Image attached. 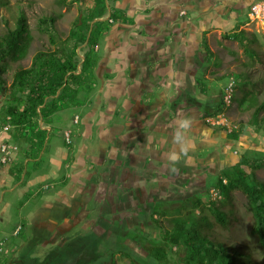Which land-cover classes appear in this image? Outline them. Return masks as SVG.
Wrapping results in <instances>:
<instances>
[{
	"label": "rangeland",
	"instance_id": "374dc122",
	"mask_svg": "<svg viewBox=\"0 0 264 264\" xmlns=\"http://www.w3.org/2000/svg\"><path fill=\"white\" fill-rule=\"evenodd\" d=\"M263 1L218 2L216 9L219 23L197 24L194 20L192 28L196 33L192 34L193 37L189 36V42L184 40L190 46H183L184 50L187 48L192 53L189 57V53L186 54L183 60L171 57V51L176 49L175 44L170 45L167 52L163 49L171 41L170 33L163 25L162 31L154 32V35L165 37L166 40L159 48L152 45L153 51L149 50V53L152 57L164 60L166 69H169L164 71V77L134 85L126 84L121 75L117 74L116 82L113 85L107 83L103 88V82L97 78L88 96L82 93L75 100L64 101L57 106L51 113L55 120L53 125L63 127V130L57 131L52 127L54 132L50 133L43 152L49 157L69 150L67 160L57 162L56 170L60 179L66 178V186L57 189L44 183L54 179H43L52 165L48 158L47 161L37 164L30 162L26 166L28 176L31 172L42 175L43 180H39L41 186L45 184L42 188L34 186L26 195L9 189L0 194L2 205L7 201L12 202V214L10 211L8 218L0 205V264H19L20 258L26 254L36 264L48 263L45 257L63 249L66 243L67 249L58 253L57 258L65 259L71 253L86 259L94 258L96 264H110L114 260L115 264H132V259L147 264L150 262L148 253L151 248L165 245V240L160 236L161 229L154 223V219L170 228L175 218L194 221L207 219L211 221L208 226L213 228L211 231L218 239L249 250L255 259L261 260L263 249L251 232L253 219L247 208L246 196L241 190L235 189L229 199H225L215 184L225 176L224 168L238 163L243 155H264V131L249 123L252 112L239 101L242 91L238 87L244 86L241 85L242 79H247V89L259 91L261 97H264V16L251 14V6ZM69 2L62 5L57 0H0V34L15 26L18 11L24 9L32 36L26 57L17 62L10 59L8 71L3 75L6 86L11 83L18 67L30 66L38 50L55 48L48 35L38 28L42 16L55 15V29L64 37L81 16V10L93 5V0ZM125 2L120 0L114 3L124 6ZM225 3L230 4L224 7ZM111 7L110 3L108 13ZM186 7L191 17L192 10ZM181 18L186 19L185 16ZM115 23L113 21L112 26H108L112 28ZM142 25L148 29L146 24ZM183 25L186 29L190 27L187 26V20ZM141 26L138 25L140 29ZM111 28L95 46L100 54L103 53ZM237 28L244 29L245 35L252 40L248 43L249 48L245 47L244 42L222 36L223 32ZM120 31L115 29L114 32L120 34ZM203 32L206 33V45L211 53L206 52L201 41ZM181 39L179 35L178 40ZM119 44L120 40L117 46L113 45L117 54L110 55V63L115 60L117 67H120L119 63L124 65L128 60V56L116 51L119 50ZM197 45H200L199 50L196 49L194 53L193 47ZM78 51L83 57V50ZM230 81L237 86L232 92L231 103L221 112L208 115L207 112L213 109L207 103L213 99L219 100ZM194 83H204L208 88L205 94L198 93V103L193 101ZM184 90L186 93L181 92ZM7 93L1 88L0 99ZM99 93L100 103L97 100ZM154 95L159 101L164 98V103L152 105L151 109L147 100L153 101ZM173 95L183 98V110H177L176 106L171 110L173 102L170 96ZM134 97L138 101L142 100V115L140 110L135 112L133 108ZM77 100L79 105L74 104ZM113 107V110H118L117 113L110 112ZM93 108L96 109L94 113ZM219 115L225 125L212 123L214 118L219 120ZM46 120L43 118L45 123ZM185 121L186 126H182ZM195 121L199 122V128H193ZM243 123L245 131L238 139L230 138L222 129L226 128L229 132ZM205 127L207 130L201 132V136L198 135L197 132ZM83 128L87 129L86 135H83ZM190 129L193 134L187 136V130ZM210 129L215 131L217 140L206 133ZM194 145L198 148L196 157L182 160L179 153L187 156L188 153L182 152L185 146L193 148ZM71 148H75L74 153L80 157L79 161L73 160ZM173 156L176 159H172ZM67 161L68 165L65 163ZM243 166L248 172L251 171L248 166ZM254 173L257 178L264 180V168L256 169ZM44 190L56 197L47 199L42 193ZM195 196L201 197L202 204L194 206L192 201H188ZM210 202H215L225 210L229 221L227 225L215 220L209 209ZM35 234L45 239L39 240L36 237L31 241ZM166 249L168 259L160 264H174L184 254L176 246H166ZM151 264L159 263L155 260Z\"/></svg>",
	"mask_w": 264,
	"mask_h": 264
},
{
	"label": "trees",
	"instance_id": "16d2710c",
	"mask_svg": "<svg viewBox=\"0 0 264 264\" xmlns=\"http://www.w3.org/2000/svg\"><path fill=\"white\" fill-rule=\"evenodd\" d=\"M57 1L62 5L70 3V0ZM115 1L117 0H93V5L86 6L81 10V16L64 37L59 35L55 29V15L42 16L38 21V28L42 33L48 35L50 43L55 48L47 47L45 50H38L33 55L30 66L17 68L8 86H6L3 75L8 71L10 59L17 62L26 57L32 42L25 10L18 11L14 27H9L0 34V89L8 91L12 99V105L8 112L14 115V123L23 127L26 130L25 133L35 136L30 141L37 138L32 142L38 144L40 148L45 145L47 131L38 127L36 118L40 115L47 119L49 114L64 101L75 100L82 93L84 96L90 94L91 86L98 78L96 67L102 57L100 52L95 50V46L111 28L108 25H111L113 21L131 22L124 9L113 5ZM110 3L113 8L111 7L108 13L107 9H110ZM245 33L244 29L237 28L233 31L223 32L222 36L244 42L246 43L245 47L249 48L248 43L252 40ZM201 41L205 45L206 52L211 53L206 45L205 34ZM79 49L83 50V57L79 55ZM198 85L200 89H198ZM198 85L193 87V94L196 95L195 91L198 93L199 90L202 95L205 94L208 90L207 86L204 83H198ZM241 85L244 86L238 85L242 91L239 101L251 109L252 117L249 123L264 131V97H261L259 91L247 89V79H242ZM224 93L225 91H222L219 100L213 99L207 103L208 107L213 109L207 112L208 115H214L223 110L225 107ZM173 97L175 96L173 95ZM194 98L193 101L198 103L196 97ZM132 103L134 109L139 105L138 102ZM22 105L24 106L21 109ZM173 107L174 103L171 108ZM116 112L118 110H115ZM222 129L227 132L230 138L238 139L245 131V124L243 123L229 132L226 128ZM243 165L248 166L251 171L248 172L243 168ZM259 168H264V155L262 157L243 155L238 163L224 168L225 176L220 178L215 185L225 199H229L231 192L235 189L241 190L246 196L247 208L253 219L251 232L256 236L263 249L261 260L255 259L249 250L218 239L211 231L213 228L208 226L211 225V221L207 219L194 221L175 218L170 228L162 226L161 222L154 219V223L161 229L160 236L165 240V245H156L151 248L148 253L150 262L147 264H151V261L153 263L155 260L159 264L165 263L169 255L166 246L170 248L176 246L184 251L181 258L176 259L174 264H264V180L257 178L254 173ZM188 201H192L194 206L202 204L199 196H195L193 199L189 198ZM186 202L187 200L184 203ZM209 209L218 223L222 225L229 223L225 210L215 202H210ZM65 245L63 249H67V243ZM63 249L51 252L46 259L48 264H96L94 258L86 259L79 254L72 255L70 253V255H66L65 259L57 258L58 253ZM110 264H115V260ZM132 264L141 263L132 259Z\"/></svg>",
	"mask_w": 264,
	"mask_h": 264
},
{
	"label": "crops",
	"instance_id": "0c3cea01",
	"mask_svg": "<svg viewBox=\"0 0 264 264\" xmlns=\"http://www.w3.org/2000/svg\"><path fill=\"white\" fill-rule=\"evenodd\" d=\"M119 1L120 0H117L116 2ZM221 1L222 0H126L124 6L122 5L120 6L117 3H114L113 5L115 7L124 9L126 12V16L129 15L130 17H132V19H130L131 24H127L126 22H120V21L116 22L111 28V32L109 33V35L106 37L105 47L103 53L101 54L102 57L98 62L96 68V74L98 76V79H100L103 82L102 88L107 83L113 85L117 80V74L121 75L122 80H124L126 84L134 83V85H137L138 83H142L156 77L159 78L164 77L163 75L164 71L169 69H166L167 67L163 59L160 60L156 56L152 57L153 55L149 53V50L153 51V49H151L152 45H155V48H159V45H161L166 39L165 37H161L160 35L159 36H157L156 34L154 35V32L162 31L161 27L164 25L165 28H167L170 33L169 38L171 39V41L169 40V42L165 44L163 49L167 52V50H169V46L175 44L176 49H173L171 51V55H172L171 57H177V60H183L185 59L186 54L189 53L188 54L189 57L191 56L190 54L192 53V51L187 48L184 50L183 46L189 47L190 46L188 43L189 36L193 37L192 34L196 33L192 28V24H195L194 20H196L197 24H202L203 22H206V24H208L209 22L219 23V19H217L219 13L217 12L218 10L216 9V6L218 5V2ZM229 4L225 3L223 6L226 7ZM186 6H188L192 10L191 17H189L190 15H188L186 11L187 10ZM183 11H185L184 14H182ZM183 16H185L186 19L181 18ZM185 20H187L188 22L187 26H190L187 29L185 28L186 26L184 27L183 25ZM141 23L146 24L148 29L144 28L143 25L141 26ZM138 25L141 26V29L138 27ZM115 29H121L120 34L114 32ZM204 34L206 35L205 32H203V35ZM150 35H152L153 37H151ZM179 35L182 36V39L180 41L178 40ZM149 37H151L150 41L148 40ZM119 40H120V44L118 45L119 50L116 51H120V53L124 54L125 57L128 56V60L124 65L122 63H119L121 65L120 67H117L116 63L114 62L115 60L113 61V63H110V55L115 56L117 54V52H115V50L113 49V45L117 46ZM184 40H187L188 42H184ZM167 41H168V37H167ZM130 42H131V46H130ZM197 46L198 47H193L194 53L196 49L199 50L200 45ZM120 49H122L123 52H121ZM189 65L191 66V63ZM146 69L148 70L147 74H146ZM157 73L159 74L155 75ZM183 75L185 74L183 73ZM185 76H183V79H185ZM153 86L160 87L157 86L156 84H154ZM196 86L197 85L195 83L193 87L195 88ZM160 89L162 88L160 87ZM181 92L186 93L185 90ZM198 93L197 91H195L196 94L195 97L197 98L200 97ZM178 95H174L175 97L170 96V98L171 101L174 103V106L177 107V110L180 109L183 110L182 107L183 98L182 99L179 98ZM158 97L160 98V95H158ZM99 98H100V93H99V97L97 98L98 102L100 103ZM155 98L156 95L153 96V101L151 99L147 100V102L150 104L149 106L151 109H152V105H156L157 103H161V104L164 103V98L161 101ZM87 100H89V97L87 98ZM132 102H136V103L139 102V105L135 107V112L136 111L139 112L140 110L139 113L142 115L143 114L142 112L143 108L141 104L142 100L138 101V98L134 97L132 99ZM74 104L79 105V101L77 100ZM11 105H12V99L10 98L8 92L4 96V98L1 97L0 99V145L2 142L13 143L18 146V150L14 158L9 163L0 162V194L4 193L6 189H9L11 191L18 190L17 192L26 195V193H28L31 190V188H33L34 186L42 188V186H44L45 184L46 185L48 184L50 188H57V189L63 188V186H66L65 185L66 178H62V179L59 178V174L56 172L58 168L57 162L67 160L66 158L67 155L69 154V150L67 149V153L63 152L58 156L48 157L46 154L44 155L43 149L44 147L46 148V146L43 145V147L40 148L38 144L32 142L33 140L34 141L37 140V138L36 139L33 138V140L30 141L31 138L35 136H32L31 133H25L26 130L23 127L21 128L18 124L14 123L15 121L14 115L8 112L9 107ZM104 105L105 103L103 102L102 106ZM23 106L24 105H22L21 109L23 108ZM109 108L110 107H108V109ZM173 108L171 110H173ZM93 109L94 110L92 111V113H94L96 110L95 108ZM113 109L114 107L110 112L113 111L115 112V110ZM36 121L40 129L47 131L45 144L48 142L49 135L51 132H54V130L57 131L63 130V127H59V126L57 127L53 125V122L55 120L53 119V115H51V113L49 114L46 120L47 123L43 121V118L40 115L36 118ZM5 125H9L8 129H4ZM193 125H194L193 128L200 127L199 122L197 121H195V124ZM52 127H54L53 128L54 130H52ZM83 129H84L83 135H86L87 129L86 128ZM205 129L206 127L204 129H201V131H198L197 134L201 136V132H203ZM77 131H79V128L77 129ZM191 131L192 129L187 130L186 133L187 136H190L191 133L193 134V132ZM206 133L208 135H212L214 137V140H217V138L215 139L216 136H215V131H213V129L206 131ZM154 135L157 136L156 134ZM26 141H28V143H25ZM187 142H189V140H187ZM60 149L62 150V148ZM196 149L198 148L195 145L193 146V148L191 147L186 148L185 146V149L182 152L188 154L186 156L184 154L182 155V153H179L180 157H182V160L184 161L196 157V154H198V151ZM74 151L75 148L70 149V153L73 154V160L79 161L80 157H76ZM48 158H49V162H52V165L48 169V172L46 173V176L43 179L50 177L51 178L54 177V179L52 178L50 182L49 181L44 182L45 184L41 186L40 181L43 180L42 175L40 173L31 172L30 176H28L26 174L27 172L26 166L30 162H34V164H37L42 161H47ZM65 163L66 165H68L69 161ZM55 172L57 174L56 176L54 174ZM42 193L45 195V197H47V199H51L53 196H55L54 194H49L46 191ZM63 194H65V192ZM1 203L2 201L0 200L1 210L3 211L5 217L8 218V216H10V211L12 214V210H11L12 202L7 201L3 205ZM22 225L24 224L22 223ZM36 237H38L39 240L45 239L43 236L39 237V235L37 236L35 234L33 235L31 241L35 240Z\"/></svg>",
	"mask_w": 264,
	"mask_h": 264
},
{
	"label": "built area",
	"instance_id": "2783aa9c",
	"mask_svg": "<svg viewBox=\"0 0 264 264\" xmlns=\"http://www.w3.org/2000/svg\"><path fill=\"white\" fill-rule=\"evenodd\" d=\"M251 14H256L257 16L262 15L264 16V1L263 2H256L251 6ZM234 90V82L230 81L228 85L225 87V93H224V103L225 106L229 105L232 100V92ZM221 115H219V120L215 119L212 123L214 124H224V120L220 119ZM9 125H5L4 129H8ZM68 135V133H67ZM18 150V146L13 143L8 142H2L0 145V162L2 163H9L15 156L16 152Z\"/></svg>",
	"mask_w": 264,
	"mask_h": 264
},
{
	"label": "flooded vegetation",
	"instance_id": "af4514ba",
	"mask_svg": "<svg viewBox=\"0 0 264 264\" xmlns=\"http://www.w3.org/2000/svg\"><path fill=\"white\" fill-rule=\"evenodd\" d=\"M48 256H46L45 258L47 259ZM45 259V260H46ZM19 264H36L35 262H33V260L26 254L24 257H21L20 260L18 261ZM41 264H48L46 262H42ZM53 264V263H51Z\"/></svg>",
	"mask_w": 264,
	"mask_h": 264
},
{
	"label": "clouds",
	"instance_id": "9594fccd",
	"mask_svg": "<svg viewBox=\"0 0 264 264\" xmlns=\"http://www.w3.org/2000/svg\"><path fill=\"white\" fill-rule=\"evenodd\" d=\"M183 12L185 13V11H183ZM224 90H225V89H224ZM186 124H187V122L185 121L184 125H182V126H186ZM172 159H176V157L173 156Z\"/></svg>",
	"mask_w": 264,
	"mask_h": 264
}]
</instances>
